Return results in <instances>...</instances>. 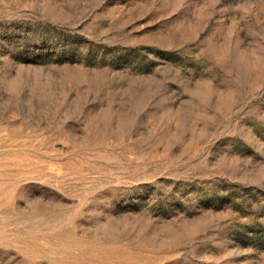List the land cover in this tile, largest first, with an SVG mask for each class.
Masks as SVG:
<instances>
[{
    "label": "rangeland",
    "instance_id": "obj_1",
    "mask_svg": "<svg viewBox=\"0 0 264 264\" xmlns=\"http://www.w3.org/2000/svg\"><path fill=\"white\" fill-rule=\"evenodd\" d=\"M0 264H264V0H0Z\"/></svg>",
    "mask_w": 264,
    "mask_h": 264
}]
</instances>
